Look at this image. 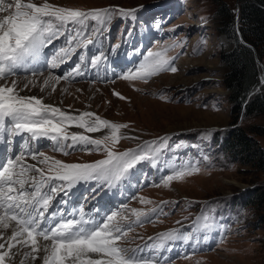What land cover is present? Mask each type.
<instances>
[{"label": "rangeland", "instance_id": "obj_1", "mask_svg": "<svg viewBox=\"0 0 264 264\" xmlns=\"http://www.w3.org/2000/svg\"><path fill=\"white\" fill-rule=\"evenodd\" d=\"M226 1L236 7V0ZM47 2L82 10L109 6L136 9L144 6L137 12L136 20L114 16L111 23L105 26L100 42L89 46L86 54L99 55L100 51L107 54L110 46L115 48L117 45L121 46L118 49L121 55L136 45L145 49L144 55L147 50L161 51L168 47L164 54L175 58L172 66L177 69L176 72L169 69L147 80L135 81L122 78V71H127V68L121 71L120 76H114L111 72L106 74L102 69L91 70L83 77L68 81L61 79L56 83L55 91L49 87L41 92L40 85L48 75V71L43 70V75L35 77L36 86H30V92L24 90L27 94L40 93L73 114L94 112L113 123L127 125L120 130L121 134L136 139H121L114 151L135 149L142 142L168 137V147L162 153L164 161L158 163L157 167L148 163L138 165L136 176L120 182L115 190L97 187L96 182L78 186L77 199L80 201L70 203L68 208L82 206L88 211L109 199L112 210H121L122 205H127V209L121 211V216H127V223H132L133 227L127 231L121 243L129 248L146 244L151 246L155 241L150 242L149 237L169 229L191 232L193 239L190 242L177 241L169 244L168 250L162 254L154 253L161 259V264L164 261L167 264H264L263 210L256 204H238L264 181V173L255 165L245 163L241 153H217L225 135L237 127H243L248 132L251 127L264 131V113L234 119L230 90L224 84L230 67L221 56L224 52L232 51L236 44L222 30L224 25L216 13L217 5L208 0H166L168 15L161 22V29L151 34L153 39L149 44L148 40H141L145 32L144 18L156 11L152 6L157 0ZM128 33L132 34L131 37ZM62 43L63 38L54 42L45 49V54L54 52ZM76 60L74 54L72 61L53 70L52 74L62 75L66 68L74 66ZM24 75L20 73L18 77H10L9 81L14 78L23 81ZM28 76L33 78L31 73ZM20 87H24L23 82ZM69 131L83 130L72 127ZM106 132L101 130L88 135L102 138ZM249 133L264 148V134ZM51 145L52 142L43 140L38 143L39 151L65 162H93L106 155L102 151L79 148L69 150L70 154L64 155L54 151ZM176 145L181 147L177 148ZM27 162L35 163L30 157H27ZM188 163L198 166L199 171L167 185L160 179L172 174L170 169L173 164L179 167ZM147 186L150 187L136 197ZM141 198H144V202H141ZM57 199L71 198L60 193ZM153 208L159 209V214H152L147 220L142 218L141 223L135 222L136 216L131 209L148 213ZM214 212H224L222 220L213 218V226L204 229L202 217L212 216ZM197 218H201L200 224L196 223ZM3 235L7 236V232ZM23 251L25 249H21ZM147 254L148 248H145ZM21 260L25 264H42L40 258L25 259L19 254L12 264H20Z\"/></svg>", "mask_w": 264, "mask_h": 264}, {"label": "snow or ice", "instance_id": "obj_2", "mask_svg": "<svg viewBox=\"0 0 264 264\" xmlns=\"http://www.w3.org/2000/svg\"><path fill=\"white\" fill-rule=\"evenodd\" d=\"M152 7L156 11L144 18L145 32L141 36L149 44L151 34L161 29V22L168 15L166 0H157ZM143 8L109 6L82 10L47 0H0V229L10 230V236L0 232V264L6 261L11 264L18 254L25 259L40 258L42 264H161L155 252L162 254L169 244L193 239L191 232L173 228L149 237L150 242L155 241L151 246L129 248L121 243L133 227L127 223V216H121L127 205L112 210L109 199L88 211L82 206L68 208L71 199L78 197V186L96 182L97 187L112 190L125 179L135 177L138 165L148 163L157 167L164 161L162 153L168 147V137L142 142L135 149L114 151L121 139H136L121 134L120 130L127 125L113 123L94 112L73 114L45 102L43 96L24 92L36 86L35 77L43 75V70L48 75L40 85L41 92L49 87L55 91L61 79L83 77L91 70L102 69L106 74L120 76L127 68L122 71V78L128 81L147 80L169 69L176 72L172 66L175 58L164 54L168 47L161 51L147 50L144 55L145 49L136 45L121 55L118 51L121 46L117 45L110 46L107 54L103 51L99 55L86 54L89 46L100 42L105 26L114 16L136 20L137 12ZM61 38V46L45 54L44 50ZM74 54L77 56L74 66L66 68L62 75L52 74L72 61ZM21 72L25 74L23 81L19 78L9 81ZM29 73L33 78H29ZM72 127L83 131H69ZM101 130H107L102 138L88 135ZM45 139L52 142L54 151L64 155L77 148L106 155L93 162H65L39 151L38 143ZM27 157L35 163H28ZM170 171L172 174L160 177L165 185L199 171V167L191 163L179 167L173 164ZM60 193L71 199H57ZM131 212L136 216L135 222L141 223L142 218L147 220L160 210L153 208L145 213L131 209ZM202 219L203 228L210 229L213 218ZM196 223L200 224L201 218ZM20 264H25L24 260Z\"/></svg>", "mask_w": 264, "mask_h": 264}, {"label": "trees", "instance_id": "obj_3", "mask_svg": "<svg viewBox=\"0 0 264 264\" xmlns=\"http://www.w3.org/2000/svg\"><path fill=\"white\" fill-rule=\"evenodd\" d=\"M217 5L218 14L224 28L222 29L235 41L232 51L222 53V60L230 67L225 75L224 84L230 90L232 113L235 120L264 113V84L262 71L256 61L253 50L243 44L237 34V25L243 38L251 43L259 59L264 63V0H239L240 10L232 7L226 0H208ZM249 132L264 134L261 129L251 127ZM243 127H237L225 135L219 144L217 153H241L245 163L255 165L264 173V148L253 135ZM236 203V202H234ZM240 205H258L263 210L261 221L264 223V181L253 189L252 194L242 200ZM235 206V205H234ZM224 212H214L212 218H220Z\"/></svg>", "mask_w": 264, "mask_h": 264}, {"label": "water", "instance_id": "obj_4", "mask_svg": "<svg viewBox=\"0 0 264 264\" xmlns=\"http://www.w3.org/2000/svg\"><path fill=\"white\" fill-rule=\"evenodd\" d=\"M236 10H237V13H239V10H240V5H239V0H236ZM237 34H238V38L239 40L245 44L246 46L250 47L254 54H255V58H256V61L258 62V64L260 65V68H261V71H262V81H263V84H264V63L259 59L258 57V54H257V51H256V48L249 42H247L243 36H242V33L237 25Z\"/></svg>", "mask_w": 264, "mask_h": 264}, {"label": "bare ground", "instance_id": "obj_5", "mask_svg": "<svg viewBox=\"0 0 264 264\" xmlns=\"http://www.w3.org/2000/svg\"><path fill=\"white\" fill-rule=\"evenodd\" d=\"M26 93V92H25ZM27 94V93H26ZM35 95H37V96H42L40 93H36ZM45 102H49V103H53L54 105H56V106H60V105H57V104H55L52 100H49V99H46L45 98ZM61 108H63L62 106H60ZM80 200H75V201H73V202H71V204H76V203H78ZM0 232H2L3 234L5 233V232H7V236H10V230H2V229H0ZM16 257V256H15ZM14 257V258H15ZM5 264H9V262L8 261H6L5 262ZM11 264H12V262H11Z\"/></svg>", "mask_w": 264, "mask_h": 264}]
</instances>
